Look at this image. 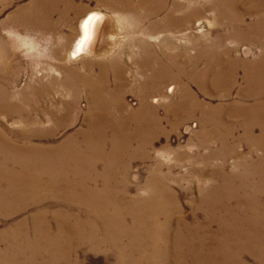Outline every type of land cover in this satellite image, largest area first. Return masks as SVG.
Instances as JSON below:
<instances>
[{"label": "bare ground", "instance_id": "6f19581e", "mask_svg": "<svg viewBox=\"0 0 264 264\" xmlns=\"http://www.w3.org/2000/svg\"><path fill=\"white\" fill-rule=\"evenodd\" d=\"M121 1L125 7L132 5L129 0H112L111 3L119 8ZM137 1L140 7L151 10L147 12L149 16L160 17L161 23L164 18H169L176 25L168 28L173 35L181 28L183 21L192 29L200 26V33L205 37L210 36V31H214L218 35L222 53L203 59L204 66L196 76L193 72H187V76L183 74L185 70L193 69V66L182 69L177 76L172 77L166 66L164 69L167 73L163 76L157 64L138 63L133 77L139 78L140 82L142 79L144 84L139 86L138 106L134 108L125 100L126 90L130 87L129 71L123 61L110 58V50L104 47L113 39L112 34L109 35L112 26L110 19L99 11L85 16L79 25V36L68 56H57V60L70 64L76 62L82 54L92 61L97 58L113 59L114 62L108 64L112 80L109 82L105 79L102 71L105 66L99 61L93 65L100 70L98 74L91 76L86 75L85 70L81 72L86 75L90 88L84 94L89 109L81 122L82 127L63 142V152L54 148L24 147L16 143H12L11 148L6 142L9 137L0 127V155L6 154L5 148L12 152L10 157L27 154L29 157L37 155L36 157L44 160L47 156L56 154L58 161L68 159L75 162L76 166L70 165L71 171L78 169L82 175H78V181L59 178L49 183L54 186V193L43 198L31 193L38 183L36 179L0 172V182L7 183L6 193L11 198L15 197L14 201L21 198L35 203L31 199L35 197L38 200L35 204L48 199L54 200L47 205L49 208L64 203L80 205L83 206L80 214L92 215V218L68 219L57 212L46 218L37 213L31 219L32 240L24 238L22 245L18 241V235L0 237L1 241L10 244L12 252L0 253V264H72L71 254L74 263L79 264L78 254H81V248L75 245L74 240L82 234L85 237L81 239L83 242L92 244L99 252L111 253V257L104 258V264H119L115 261V254L121 256L123 264H264V251L257 247L260 244L258 240L252 242L251 239L256 244L251 246L247 242L248 235L228 231L224 225L228 219L235 222L243 215V202L249 205L256 203L254 198H247L241 190L243 186L238 180L240 176H236L237 180L231 178L223 174V167H211L207 163L209 158L199 159L197 151V159L186 152L188 148L207 149L214 147L213 143H216L218 147L211 158L214 159L215 155L236 156L238 161L234 168L264 167V0H216L213 17L206 18L186 11L182 21L173 18L174 12L165 10L169 0ZM177 1L180 4L181 0H170V4L173 3L176 7L179 5ZM183 1L186 5L191 2ZM186 10L190 9L187 7ZM139 33L140 37L158 40L164 30L145 33L139 30ZM190 38L194 42V38ZM226 40L232 44H226ZM242 44L246 47L240 48ZM143 46L144 43L136 44L135 51L126 55V59L132 60L140 50L143 53ZM253 49H258L259 55L253 59L250 57L252 60H245ZM188 62L191 61L188 59ZM174 69L176 73L180 69L176 62ZM182 76L201 90L204 97L199 98L187 86L179 87L178 81ZM161 84L163 91H158ZM176 86L179 98L167 105L163 118H157L155 109L159 107V101L166 102V93L171 94ZM1 93L2 90L0 98ZM68 95L71 93L68 92ZM41 99L40 96L39 100ZM214 100L221 102L213 106ZM35 109L40 118L35 120V126L34 121L29 124L22 121L33 129L23 132L19 139H52L55 137L52 128L45 132L41 129L43 124L50 125V106H42V110L39 107ZM6 110L8 109H0V114ZM192 110L195 111L193 114ZM162 120L166 123L175 122L173 132L177 131L181 122L187 124L197 121L199 131L194 138L186 146L171 148L168 145L169 148L165 150L167 155L163 156L162 164L165 168L168 167V172L172 169L167 165L171 161L170 157H173V167H176V163L189 165L188 162L192 159L202 162L201 169L195 168L191 172L196 185L185 189L186 191L177 186L175 191L172 185L165 183L167 181L177 185L182 179H173L163 171L160 164L163 154H154L153 162L149 165L152 167L145 181L135 180L139 176L144 177L141 171H130L135 163L146 166L147 147L157 151L161 135L165 134L164 138H168L169 133L166 131L157 134V127ZM238 127H241L248 153L261 152L257 159L249 154L239 155L227 143V139L232 137ZM255 130L258 132L256 135ZM97 170L104 172L97 175L103 183L101 188L88 183L89 177L96 175ZM117 171H122L118 179ZM237 183L240 186L228 185ZM18 191L21 193L18 194ZM184 199L187 200L190 212L188 219L181 215ZM75 201L78 203L74 204ZM11 209L16 213L20 208L15 206ZM199 210L203 211L202 215ZM253 212L257 213L256 210ZM245 216H248L247 212L243 215ZM80 219L85 224L77 222ZM14 224V227L24 226L23 221H16ZM65 238H68V242ZM15 254H22V257H15ZM133 255H138L137 260H134Z\"/></svg>", "mask_w": 264, "mask_h": 264}, {"label": "rangeland", "instance_id": "374dc122", "mask_svg": "<svg viewBox=\"0 0 264 264\" xmlns=\"http://www.w3.org/2000/svg\"><path fill=\"white\" fill-rule=\"evenodd\" d=\"M112 0H0V90H2L0 98V109H8L0 114V127L4 129L3 133L9 137L6 140L13 148L12 143H16L19 146H32L36 148L46 149L54 148V150H61L63 152V142L70 136L75 134L81 127V122L86 117V112L89 109V104L86 101L85 95L90 91L87 84L86 75H96L100 72L97 67L93 65L101 62L104 64L102 69L103 75L107 81L112 80V73L108 69V64L114 62L111 57L125 63V68L129 71L128 80L130 87L128 86L125 94V100L132 107L138 106L137 95L139 93V86L144 84V81L139 78H134L133 73L137 71L138 63H148L149 65L157 64L161 69L163 76L167 71L164 69L166 66L169 69L170 76H177L182 69H188L193 66L191 70H185L184 75L187 76V72L196 73L204 66L205 60L214 57L216 54L222 53V47L218 42V35L214 31H210V36L207 37L200 33V26H196V29H192L188 26L186 21H183L181 28L173 35L168 29L174 23H171L169 18H164L162 23L159 21L160 17H152L147 14L151 11L149 8L140 7L137 4V0H129L131 2L130 7H125L121 1V7L116 8L112 3ZM216 0H191L186 5L183 0L180 4L177 1L176 7L173 3L165 6V10L174 12V19L182 21L184 19V13H197L199 16L206 18L213 17V9ZM188 9L190 10H186ZM185 9V10H184ZM93 11L101 12L105 17L110 19L111 39L108 45L110 50V58L107 60L97 58L96 61L90 60L83 54L77 58L74 63H61L57 60V56H68V53L79 36V25L81 20ZM180 11V12H179ZM131 14V15H130ZM179 19H178V18ZM136 24V26H135ZM157 29L164 30L162 36L158 40L140 37L139 30L145 33L146 31L156 32ZM208 29H212L208 27ZM206 30V28H204ZM142 35V34H141ZM194 38V42L191 38ZM142 41V42H141ZM164 41V43H162ZM143 53L141 50L139 54L135 55L132 60H127L126 55L132 54L135 51L136 44H142ZM162 43V44H160ZM159 44V45H158ZM226 44H232L231 41L226 40ZM245 45H241L240 48ZM246 47V46H245ZM145 52H147L145 54ZM145 54V56H144ZM259 55L258 49H253L251 55H247L245 60H252ZM243 57V54H241ZM252 59H251V58ZM144 58V61L142 59ZM188 59L191 62H188ZM180 66L179 71L176 73L174 69V63ZM52 70V71H51ZM87 71L86 75L81 73ZM149 75V73H146ZM178 86H187L191 92L196 94L199 98L204 97L201 90H199L189 79L182 76L178 81ZM158 91H163V85L158 87ZM165 91V90H164ZM68 92L71 95H68ZM47 93V96H44ZM166 93V91H165ZM41 96V100H39ZM167 101H159V107L155 109V115L161 119L166 114L165 108L170 102L176 101L179 98L178 87L173 88L172 93H166ZM221 101L214 100L213 106H217ZM42 106L49 107L52 114L50 115V125L43 124L42 131H52L55 137L52 139L35 138L29 140L27 138H20L23 132H27L30 129V122L37 118H40L39 113H36L38 108L42 110ZM264 108V107H263ZM192 114L195 112L191 111ZM26 123L25 125L23 122ZM161 124L157 127L158 133L166 131L169 133L168 138H164L165 134L161 135L159 139V148L157 151H152L148 147L147 164L135 163V166L130 169L131 172L141 171V176L137 177L136 181H145L147 174L154 159V154L159 153L162 155L160 162L163 171L168 173L173 179H182L177 185L171 184L165 181V183L172 185L174 190L177 191V187L186 191L189 187L195 186L196 181L192 178V170L203 167L202 162L199 160H191L188 164L176 163V167H173V157H170L168 166L172 167L171 172H168V167L163 166V156H166V149L186 146L194 136L198 133L197 121H191L187 124L181 122V126L176 132H173L175 122L166 123L165 120L160 121ZM195 122V123H194ZM194 123V126L192 124ZM257 129V128H256ZM258 134L255 130V135ZM241 127L237 128V131L227 139V143L230 144L235 151L241 156L251 155L257 159L261 152L248 153L246 145H244L242 139ZM11 142V143H10ZM158 144V145H159ZM169 145V146H168ZM214 147L207 149L200 148H188L186 152L190 154L194 159H197L195 151L198 152L200 158L208 159V164L213 168L223 167L225 175L229 177L240 176L238 180L242 184V191L245 192L247 198H254L255 205H249L247 202H243L241 207L243 215L235 222L228 219L224 224L226 229L232 230L235 233L244 232L248 235L247 242L249 245H256L253 241L260 243L261 250L264 251V167L257 166L255 168H234V164L238 161L236 156H225L211 158L214 155V150L217 149L218 144L213 143ZM184 151V150H183ZM4 155H0V172L7 174H17L24 178L36 179L38 183L32 189L31 193L37 194V197L43 198L44 196H52L54 193V186L52 183L56 179H74L78 181V175H82L78 169L75 172L71 171L70 165L76 166L75 162L68 159L58 161L56 154L47 156L44 160L37 155L29 157L27 154H19L18 156L10 157L12 152H9L5 148ZM62 157L61 155H58ZM14 157V158H13ZM145 167V169H144ZM87 170V169H84ZM104 174L99 170L96 171V175L89 177L88 183L95 187L101 188L103 183L97 175ZM118 179L122 175V171L116 172ZM237 180V179H236ZM174 183V182H173ZM48 184V185H45ZM115 184V183H113ZM230 186H240L236 184H228ZM7 183L0 182V237L18 235V241L23 245V239H33L32 226L33 221L31 219L37 214H41L43 217L50 218V214L57 212L58 215L68 219L73 218H92L90 216H84L80 214L81 207L77 205H71L68 203L58 204L53 207H47V205L54 200L48 199L41 204H35L38 202L37 198L31 197L35 203H31L28 199H19L14 201L7 195ZM167 186V185H165ZM177 186V187H176ZM186 189V190H185ZM257 190V191H256ZM18 194L21 191L17 192ZM263 197V198H262ZM262 198V199H261ZM75 201L74 204H77ZM187 200H183L182 216L189 218V209L187 206ZM37 205V206H36ZM18 206L20 209L18 212L13 213V207ZM257 213H254L255 211ZM78 212V214H77ZM202 215L203 211H198ZM249 212V213H248ZM11 217V218H8ZM13 219V221L11 220ZM24 222V226L20 225L14 227V222ZM232 221V222H231ZM81 225L85 224L81 219L78 220ZM15 225V224H14ZM16 228V229H15ZM97 234L99 232V224L97 222L96 228ZM250 231V232H249ZM101 236V235H100ZM85 239L84 234L75 238L74 243L81 248V254L79 255V264H104V258L111 257V253L108 251L99 252L92 244L89 245L82 240ZM252 239V242L250 241ZM68 242V238H65ZM94 241H97L93 238ZM130 242V241H129ZM0 253L11 254L10 244L6 241L0 240ZM128 253H130L128 251ZM114 255V254H113ZM115 261L122 263L121 256L115 254ZM114 255V256H115ZM134 260H137L138 255H133ZM15 257H22V254H15ZM114 259V258H113ZM129 259V258H128ZM72 264L74 263L72 254L70 255ZM129 262V261H128ZM162 264V262H159ZM78 264V263H77Z\"/></svg>", "mask_w": 264, "mask_h": 264}]
</instances>
